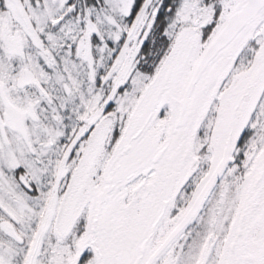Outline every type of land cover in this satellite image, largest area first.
Returning a JSON list of instances; mask_svg holds the SVG:
<instances>
[{"label":"snow or ice","instance_id":"1","mask_svg":"<svg viewBox=\"0 0 264 264\" xmlns=\"http://www.w3.org/2000/svg\"><path fill=\"white\" fill-rule=\"evenodd\" d=\"M0 264H264V0H0Z\"/></svg>","mask_w":264,"mask_h":264}]
</instances>
